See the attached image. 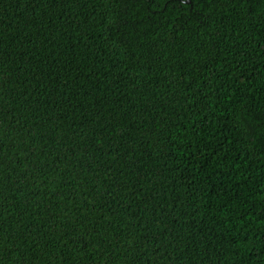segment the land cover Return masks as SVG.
<instances>
[{"label":"trees","instance_id":"16d2710c","mask_svg":"<svg viewBox=\"0 0 264 264\" xmlns=\"http://www.w3.org/2000/svg\"><path fill=\"white\" fill-rule=\"evenodd\" d=\"M0 264H264V0H0Z\"/></svg>","mask_w":264,"mask_h":264},{"label":"water","instance_id":"95a60500","mask_svg":"<svg viewBox=\"0 0 264 264\" xmlns=\"http://www.w3.org/2000/svg\"><path fill=\"white\" fill-rule=\"evenodd\" d=\"M184 3H189V0H183Z\"/></svg>","mask_w":264,"mask_h":264}]
</instances>
